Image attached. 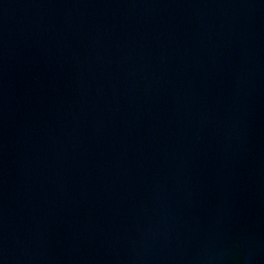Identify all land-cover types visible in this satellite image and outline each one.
<instances>
[{
    "label": "water",
    "instance_id": "1",
    "mask_svg": "<svg viewBox=\"0 0 264 264\" xmlns=\"http://www.w3.org/2000/svg\"><path fill=\"white\" fill-rule=\"evenodd\" d=\"M0 264H264V0H0Z\"/></svg>",
    "mask_w": 264,
    "mask_h": 264
}]
</instances>
